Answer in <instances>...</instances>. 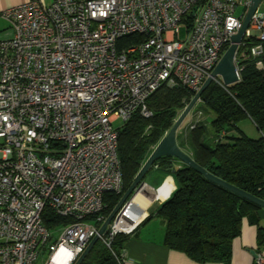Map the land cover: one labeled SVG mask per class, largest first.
<instances>
[{"label": "built area", "instance_id": "2783aa9c", "mask_svg": "<svg viewBox=\"0 0 264 264\" xmlns=\"http://www.w3.org/2000/svg\"><path fill=\"white\" fill-rule=\"evenodd\" d=\"M248 6L249 0H27L3 11L11 35L0 39V264L76 261L106 219L104 195L122 192L114 122L136 111L149 117L147 99L161 85L193 96ZM131 35L141 39L120 42ZM249 38L256 42L239 51ZM262 53L264 12L257 9L238 44V74L239 58ZM131 201L98 238L116 264L124 263L125 249L115 253L111 241L136 224L120 225ZM45 208L68 221L47 228ZM257 254L255 263L264 264V251Z\"/></svg>", "mask_w": 264, "mask_h": 264}, {"label": "trees", "instance_id": "16d2710c", "mask_svg": "<svg viewBox=\"0 0 264 264\" xmlns=\"http://www.w3.org/2000/svg\"><path fill=\"white\" fill-rule=\"evenodd\" d=\"M141 35L126 36L120 42L138 41ZM119 42V43H120ZM249 48L256 41L245 40ZM260 59L261 66L256 65ZM240 79L228 86L212 81L202 92V109L213 114L207 129L200 107L192 111L201 119L190 122L180 130L179 146L200 166L224 181L264 199V53L260 57L247 55L238 59ZM183 87L161 85L147 99L149 117L136 111L118 127L117 152L122 169V192L106 193L103 198L105 217L152 151L171 128L175 119L191 99ZM194 108V107H193ZM249 118L260 132L252 138L245 134L239 122ZM193 125L191 127L190 125ZM172 156L158 158L154 164L170 170L176 189L154 211L164 222V245L181 251L196 262H229L232 240L240 235L244 217L257 224L258 253L264 250V227L258 225L260 206L208 180L201 173ZM47 228L66 223L48 208L42 214ZM129 233H118L111 241V249L118 253ZM80 264H116L111 250L101 241L90 249Z\"/></svg>", "mask_w": 264, "mask_h": 264}, {"label": "crops", "instance_id": "0c3cea01", "mask_svg": "<svg viewBox=\"0 0 264 264\" xmlns=\"http://www.w3.org/2000/svg\"><path fill=\"white\" fill-rule=\"evenodd\" d=\"M24 1L27 0H0V39L8 38L11 35L9 22L3 16V11ZM41 1L47 5L53 0ZM258 11L264 12V0L259 4ZM198 102L201 103L200 100ZM240 129L247 134L242 127ZM180 130H183V127ZM257 131L259 132L258 129ZM177 133L181 134L180 131ZM177 133L176 140L179 144L180 136L177 137ZM174 165L179 166L180 161H174ZM143 182V195L148 203L144 207L145 200L140 195L136 196V203L144 208L138 207L133 202L135 205L133 217L139 215L140 217L129 232V238L124 245L125 261L123 264H256V257L251 253V250H254L255 253L259 251L256 242L257 224L250 222L247 217L242 219L240 235L232 240L229 262H196L183 252L166 247L164 245V222L153 213L176 189L175 178L170 170L152 165L144 176ZM257 216L258 225L264 227V208L257 211Z\"/></svg>", "mask_w": 264, "mask_h": 264}, {"label": "water", "instance_id": "95a60500", "mask_svg": "<svg viewBox=\"0 0 264 264\" xmlns=\"http://www.w3.org/2000/svg\"><path fill=\"white\" fill-rule=\"evenodd\" d=\"M262 0H249L248 9L243 17L241 27L239 30L232 34L230 37V43L227 46L226 50L212 69L210 75L203 81L199 89L194 93L189 102L180 112L178 117L175 119L171 128L164 134V136L158 141V143L153 147L152 151L148 155L147 159L142 164L141 168L135 175L133 181L122 194L116 205L113 207L111 212L108 214L106 219L100 225L98 229V234L95 235L87 244L83 252L79 255L76 261L73 264H80L93 245L97 242L99 235L103 234L112 219L120 211V209L131 200V198L139 191L141 185L144 183L143 179L148 170L152 167L154 162L163 156H172L177 158L182 163L193 168L197 172L201 173L208 180L238 194L239 196L251 201L252 203L264 208V199H261L247 191L232 185L223 179L211 174L205 168L200 166L189 153L184 151L177 143L176 133L186 116L191 112L195 104L200 100L202 92L209 86V84L214 81L216 77L221 78L222 83L225 86H228L232 83L237 82L240 79L238 71L235 65V55L237 52L238 44L242 41L245 30L248 28L252 15L258 9L259 4ZM251 253L256 257L258 254L254 250H251Z\"/></svg>", "mask_w": 264, "mask_h": 264}, {"label": "rangeland", "instance_id": "374dc122", "mask_svg": "<svg viewBox=\"0 0 264 264\" xmlns=\"http://www.w3.org/2000/svg\"><path fill=\"white\" fill-rule=\"evenodd\" d=\"M183 36H184V31H183V28H181V30H180V37H183ZM202 106L203 105L201 103L199 104V102H197L195 104L193 110L196 107H200L202 109ZM202 110L204 111V112H202V119H206L207 120V122H206L207 129H209V122L212 120L213 114L210 111H205L204 109H202ZM191 112L186 116V118L184 119V121L182 122V124L180 125V127L178 128L177 132L180 131L181 127H185V126H187L190 123L191 118H192L191 117V115H192ZM120 124H121V121L120 120H116L114 122V126H116V127H118ZM238 124H239L240 127H242L245 130V132L247 133L248 136H250L252 138H257L259 136L260 133L257 131V128L255 127V125L252 123V121L250 119L245 118L242 121H240ZM210 131L211 130L209 129V132ZM142 193H144V191H142ZM139 217H140V215L137 216L136 218L139 219Z\"/></svg>", "mask_w": 264, "mask_h": 264}, {"label": "bare ground", "instance_id": "6f19581e", "mask_svg": "<svg viewBox=\"0 0 264 264\" xmlns=\"http://www.w3.org/2000/svg\"><path fill=\"white\" fill-rule=\"evenodd\" d=\"M140 195L144 198L145 202H144V207L146 206V204L148 203L147 199L144 197L143 193L137 192L133 197H132V201L129 204V206H127L124 210V212H122L121 214V218H120V225L122 228L124 229H129L134 223H136V221L138 220L136 217H133L134 213H135V205L134 203L141 208H144L143 206L139 205L138 203H136V196ZM134 202V203H133ZM143 214V213H141ZM132 216V218H131ZM137 219V220H135Z\"/></svg>", "mask_w": 264, "mask_h": 264}]
</instances>
